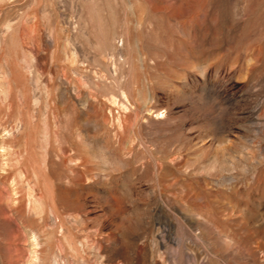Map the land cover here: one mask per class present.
Wrapping results in <instances>:
<instances>
[{"label": "rangeland", "instance_id": "rangeland-1", "mask_svg": "<svg viewBox=\"0 0 264 264\" xmlns=\"http://www.w3.org/2000/svg\"><path fill=\"white\" fill-rule=\"evenodd\" d=\"M0 264H264V0H0Z\"/></svg>", "mask_w": 264, "mask_h": 264}]
</instances>
